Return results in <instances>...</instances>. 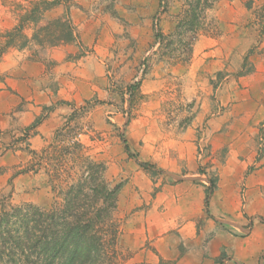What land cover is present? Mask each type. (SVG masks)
<instances>
[{
    "label": "crops",
    "instance_id": "obj_1",
    "mask_svg": "<svg viewBox=\"0 0 264 264\" xmlns=\"http://www.w3.org/2000/svg\"><path fill=\"white\" fill-rule=\"evenodd\" d=\"M260 3L264 0H220L212 13L222 35H200L193 45L188 88L193 72L204 88L215 75H227L212 90L204 89L206 97L177 141L175 157L143 160L157 161V170L166 172L159 181L143 175L140 191L130 194L132 210L117 241L129 255L128 264H264V44H257L254 22ZM70 13L79 42L52 47L48 57L59 63L57 99L79 106L106 91L105 60L113 44L107 25L87 26L81 23L86 16ZM247 57L251 72L240 76ZM39 103L49 106L51 100L41 97ZM61 109L35 129L31 150H43L63 126L67 110ZM210 172L217 187L207 205Z\"/></svg>",
    "mask_w": 264,
    "mask_h": 264
},
{
    "label": "rangeland",
    "instance_id": "obj_2",
    "mask_svg": "<svg viewBox=\"0 0 264 264\" xmlns=\"http://www.w3.org/2000/svg\"><path fill=\"white\" fill-rule=\"evenodd\" d=\"M10 1L28 6L34 0H0V34L12 30L18 22ZM67 5L86 16L81 23L107 25L110 30L108 42L113 47L105 60L109 73L107 89L79 106L58 100L59 63L48 57L51 46L42 48L30 42L26 49L9 50L0 59V213L3 205L36 204L48 209L54 204L55 195L44 170L27 171L32 156L26 147L37 130L29 138L24 135L39 118L43 123L60 107L67 110L60 129L70 124L65 138H76L87 148L92 160L105 164L106 180L111 187L119 188L115 218L121 227L132 210L130 194L140 191L143 175L157 177L159 181L163 177L159 175L166 172L139 167L126 154L122 136L141 162L152 155L161 160L175 157L177 141L206 97L204 89L212 90L227 75L226 72L215 75L216 80L204 88L203 81L193 72L188 88L186 68L192 63L193 45L200 35L219 37L223 30L210 11L198 35L188 32L179 35L177 25L183 16L184 0H67ZM263 7L264 3L255 7V30L260 35L257 44H264ZM61 12L60 15L48 12L44 18L62 17L65 13ZM157 31L163 35L162 42L156 39ZM33 33L34 27L26 29L25 34L30 38ZM177 66L184 68L183 71H173ZM137 83L139 88L131 96L129 87ZM41 97L50 99L51 105H41ZM146 163L158 165L157 161ZM216 178L210 172L209 185ZM117 250V257H111L108 263L128 264L127 251L118 243Z\"/></svg>",
    "mask_w": 264,
    "mask_h": 264
},
{
    "label": "trees",
    "instance_id": "obj_3",
    "mask_svg": "<svg viewBox=\"0 0 264 264\" xmlns=\"http://www.w3.org/2000/svg\"><path fill=\"white\" fill-rule=\"evenodd\" d=\"M184 1L177 33L198 35L219 0ZM10 2L15 7L18 22L12 30L0 34V59L9 50L26 49L31 41L42 48L79 42L67 0H34L29 1L28 6ZM61 6L65 9L62 17L44 18L47 12ZM247 8L252 9L253 4L248 3ZM31 26L34 33L30 39L25 32ZM156 39L163 41L159 31ZM247 65L248 58L238 75L251 72L246 71ZM138 88V83L129 87L131 96ZM42 120L39 118L27 128L24 137L29 138ZM69 131L70 124L57 130L51 142L40 152L26 147L32 156L31 168L27 171L38 173L44 170L55 202L48 209L34 204L2 206L0 264H109L111 257H117L120 225L115 213L119 188L111 187L106 180L105 164L92 160L87 148L76 138H65ZM122 143L128 157L134 159L139 167L160 172L156 166L138 160L125 136H122ZM199 173L204 174L202 169ZM216 187L217 178L211 179L207 187V205ZM261 222L264 223L263 218Z\"/></svg>",
    "mask_w": 264,
    "mask_h": 264
},
{
    "label": "built area",
    "instance_id": "obj_4",
    "mask_svg": "<svg viewBox=\"0 0 264 264\" xmlns=\"http://www.w3.org/2000/svg\"><path fill=\"white\" fill-rule=\"evenodd\" d=\"M262 144H264V140H262Z\"/></svg>",
    "mask_w": 264,
    "mask_h": 264
}]
</instances>
